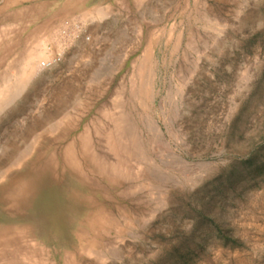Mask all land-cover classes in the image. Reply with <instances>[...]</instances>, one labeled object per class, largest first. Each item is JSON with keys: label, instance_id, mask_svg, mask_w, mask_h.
<instances>
[{"label": "rangeland", "instance_id": "obj_1", "mask_svg": "<svg viewBox=\"0 0 264 264\" xmlns=\"http://www.w3.org/2000/svg\"><path fill=\"white\" fill-rule=\"evenodd\" d=\"M3 1L0 78L12 85L35 41L44 56L0 124V264H264V0ZM113 104L136 137L127 154L102 124ZM82 134L117 173L82 168L86 190L30 232L32 210L6 193L47 158L65 183L62 151Z\"/></svg>", "mask_w": 264, "mask_h": 264}, {"label": "bare ground", "instance_id": "obj_2", "mask_svg": "<svg viewBox=\"0 0 264 264\" xmlns=\"http://www.w3.org/2000/svg\"><path fill=\"white\" fill-rule=\"evenodd\" d=\"M5 1V3H9V2H13V0H4ZM4 1H3V3H4ZM8 5V4H7ZM29 10V9H28ZM27 11V10H26ZM61 12V11H60ZM59 12V13H60ZM24 13V12H23ZM29 13V12H28ZM27 13V14H28ZM67 13V12H66ZM15 15V14H14ZM59 16V15H58ZM54 18V17H53ZM53 18H51L50 19V21L53 19ZM57 18V17H56ZM45 20V19H44ZM49 21V20H48ZM26 22V21H25ZM206 22H208V21H206ZM45 23H47V22H45ZM209 23V22H208ZM48 24V23H47ZM41 25H45V24H41ZM1 26V25H0ZM15 26V25H14ZM40 27H42V26H40ZM39 27V28H40ZM7 28V27H6ZM15 28H17V27H15ZM34 28V27H33ZM43 28V27H42ZM41 28V29H42ZM37 29V28H36ZM12 31V30H11ZM10 31V32H11ZM20 31V30H19ZM41 31V30H40ZM14 32V31H13ZM15 33V32H14ZM13 34V33H12ZM43 34H45L44 32H43ZM32 35V34H31ZM40 35V34H39ZM38 35V36H39ZM42 35V34H41ZM44 36H46V34L44 35ZM16 37V36H15ZM20 38V37H19ZM39 38V37H38ZM11 39V38H10ZM36 39V38H35ZM44 39V38H43ZM46 39V38H45ZM33 40V39H32ZM42 40V39H41ZM47 40V39H46ZM53 40H56V39H53ZM29 41V40H28ZM34 41V40H33ZM40 40L38 39L37 40V42H39ZM41 42V41H40ZM42 42H43V40H42ZM28 43H30V42H28ZM36 41L34 42V43H32V45L34 44L35 46L34 47H36L37 49H39V47L37 46L38 44L36 43ZM18 44V43H17ZM45 43H43V45H44ZM7 45L10 47V50L12 49V46H11V44L10 43H7ZM30 45V44H29ZM42 45V44H41ZM41 45H39L40 46V48L42 49V47H41ZM16 47V46H15ZM28 47V46H27ZM31 47V46H30ZM43 48H46V46L45 47H43ZM6 50L8 49V48H5ZM14 49V48H13ZM30 49V48H29ZM35 49V48H34ZM32 50V49H30L29 51L27 50L26 52H27V57H26V60H25V62H23V67H22V69H21V73L20 74H18V76L16 75H14L15 76V80L16 81H14V79H13V82L15 83L16 82V84H14L13 82H12V85L11 86H8L9 84V79L8 80H5V81H3L4 80V78H0V80H2V82H4L3 83V85H0V124L4 121V120H6V119H8L10 116H11V110H12V105L15 103V98L16 97H18V96H16L15 97V88H16V85H18V87L16 88V89H19V88H21L22 86H24L25 84H27L28 82H29V80H31L32 79V77H34V75H36L37 74V68L39 67V64L37 65L38 67H36V65H35V61H38L39 59L38 58H40L41 56H44V52L43 51H40V50ZM9 51V50H8ZM47 52V51H46ZM146 53H148V52H146ZM47 55V54H46ZM149 56V55H148ZM145 58V57H144ZM146 60L148 61L149 60V58H145V61L144 62H146ZM24 61V60H23ZM60 61H61V58H59V57H54V58H52L51 60H48L46 63H45V67L46 68H52L53 66H56V65H58L59 63H60ZM42 62V61H41ZM38 63H40V62H38ZM141 65V64H140ZM40 66H41V64H40ZM143 67H144V64H143V66L142 67H140L141 69V72H142V70H143ZM39 70V69H38ZM139 70V71H140ZM9 75V74H8ZM0 76H3V77H5L4 76V74H1ZM13 76V77H14ZM143 76V75H142ZM141 76V77H142ZM8 77V76H7ZM9 78H10V75H9ZM19 81V82H18ZM6 83L8 84V85H6ZM18 83V84H17ZM17 92V91H16ZM20 92V94H21V91H19ZM139 96H141V98H143L144 100H146V99H148L149 97H150V93H149V89H144V88H142V89H140L139 90ZM130 96H132V95H130ZM129 96V97H130ZM15 97V98H14ZM17 99V98H16ZM63 99V98H62ZM134 100V99H133ZM114 105V104H113ZM118 105V106H117ZM116 106L114 105L113 107H116V109L119 107V104H117ZM141 106V105H140ZM69 107V106H68ZM144 107V106H143ZM70 108V107H69ZM143 109V108H142ZM6 110V112H3V111H5ZM113 110H115V109H113ZM119 109H117V111H118ZM120 111V110H119ZM115 112L116 114H114V113H108L109 115H108V119H109V124L108 123H102V124H107V125H105L106 127H105V129H106V134H107V139L111 142H109V141H107V139H106V136H105V139H106V141L107 142H109L108 143V145L109 146H111V144H112V146H111V148H115V150H117L118 151V149L119 148H121L122 150H123V147L126 145V144H124L125 143V140L127 139V141L130 143V144H132V140L135 142L136 141V137H135V135H134V133L131 131V128H130V125H129V123H128V119H127V117H126V115L123 113V111L122 112ZM3 112V113H2ZM7 113H9V114H7ZM55 118H52L51 119V121H53L54 119H57V118H59V115H55L54 116ZM62 117V118H61ZM60 118H61V121H64L65 119H67L68 117H70V115L69 116H66V115H62ZM141 117H142V115H141ZM140 117V118H141ZM13 118V117H12ZM71 118H72V116H71ZM145 118V117H144ZM108 119H105V120H107L108 121ZM143 119V118H142ZM141 119V120H142ZM60 120V119H59ZM58 120V121H59ZM98 120V119H97ZM140 120V121H141ZM146 121H148V122H145V125H146V131H147V133L148 132H150L151 131V133H152V131L154 132L153 134H157V132L158 131H160V128L155 124V123H153V121H151V120H147V119H145ZM144 120V121H145ZM58 121H55V123L53 124L52 122V126H58L59 127V124H58ZM70 121H72V119L70 120ZM106 121V122H107ZM54 122V121H53ZM92 122H94V121H92ZM59 123H61V122H59ZM66 123V122H65ZM99 123V122H98ZM92 124V123H91ZM94 124V123H93ZM144 123H142L141 125H143ZM70 125V124H69ZM104 125H100V126H104ZM91 126V125H90ZM144 126V125H143ZM50 129H53L52 127H51V124H50ZM69 127V126H68ZM67 127V128H68ZM73 127V126H72ZM75 127V126H74ZM94 127V126H93ZM97 128H98V125L96 126ZM95 127V128H96ZM86 128H88V127H86ZM145 128V127H144ZM143 128V129H144ZM49 129V130H50ZM69 129H71V128H69ZM68 129V130H69ZM76 129V128H75ZM92 129V128H91ZM98 129H101L100 127L98 128ZM85 131H84V133L86 132V131H89V130H86V129H84ZM145 130V129H144ZM54 131V130H53ZM66 131V130H65ZM70 131V130H69ZM71 131H72V129H71ZM96 131V130H95ZM100 132L102 131V130H99ZM45 132V131H44ZM51 132V131H50ZM94 132V131H93ZM100 132H96L97 134H99ZM79 133V132H78ZM101 133H103V132H101ZM66 134V132L64 133V135ZM67 134H69L68 132H67ZM97 134H94L96 137L98 136ZM150 134V133H149ZM148 134V135H149ZM153 134H151L152 135V137H153ZM90 134L89 133H87L86 134V137L88 136L91 140H92V138L89 136ZM105 135V134H104ZM86 137L84 136V134H82L81 136H78V138H80V139H78V138H76V139H78V140H73V141H71V142H69V144H67V145H65L64 147V150L62 151L63 152V159H64V168H65V170L69 173L68 175H67V177H66V181H65V183H63L62 184V182H60V181H58L57 179H56V177H57V175L55 176V172H56V170H58V169H54V168H56V167H59V164H56V167H53L52 165H54L55 166V164H52V161L50 162V161H47L48 160V158L46 159V161L44 162V160H43V164H42V167L41 168H36V170H34V172L32 171L30 174H29V176L28 177H26V178H24V179H22V180H20V182H18L13 188H12V190L11 191H9L8 193H6V196H5V201H6V203H9L11 206H15L16 208H22L23 206H29V209H31L32 210V214L31 215H29L28 217H26V218H24V219H22L21 221H24V220H26V222H28V223H24V224H27V227L29 226V224L31 225V223L32 222H35V220H37V219H41V220H43V221H45V222H47L50 226H53V223H54V221H55V219H57V216L61 213V212H63V210L65 209V208H67L68 206H70L69 205V203H71V199L72 198H76V197H74V196H76V194H79V193H81V192H84L85 190H86V186H85V184H84V180H89V179H86L85 178V175H84V173H82V170L84 169V167H85V169H87V168H89L88 170H90V172H91V170L92 171H98V170H102L103 171V173H106V175H108V177L110 176V175H112V173H114V172H116V170L118 169L117 168V164H119V162L120 161H122V160H119V162L118 163H116L115 162V165L114 164H112V163H109V162H107V163H105V161H107V158H102V156H101V158H99V156L95 153V151H94V149H92L91 148V146H90V144H92V142L93 141H91V140H89V139H86ZM150 137V136H149ZM148 137V138H149ZM152 137H150V139H153ZM156 137V135L154 136V138ZM36 138V137H35ZM73 138V137H72ZM125 138V140H123ZM147 138V137H146ZM33 140H35V139H33ZM122 140H123V144H124V146H121V142H122ZM33 142V141H32ZM91 142V143H90ZM94 142H95V140H94ZM93 142V143H94ZM127 142V143H128ZM133 142V143H134ZM77 143H78V145H77ZM148 143V142H147ZM77 146H78V148H77ZM92 146H94V144H92ZM127 146H129V144H127ZM131 146H133V145H131ZM118 149H117V148ZM31 148V147H30ZM134 148V147H133ZM133 148H131L130 147V149H133ZM138 148V147H137ZM38 149V148H37ZM62 149V148H61ZM138 149H140V148H138ZM28 150H29V148H28ZM48 150H50V149H48ZM122 150H120V152L122 151ZM125 150H128L127 149V147H126V149H124L121 153L122 154H127L128 153V151H127V153H126V151ZM134 150H136L137 151V149H135L134 148ZM133 150V152H135ZM125 151V152H124ZM53 152V151H52ZM97 152V151H96ZM133 152H129L131 155H132V153ZM118 153V152H117ZM116 153V154H117ZM136 153H139L138 151L136 152ZM99 154V153H98ZM141 154V153H140ZM139 154V155H140ZM23 155V154H22ZM26 156H27V154H25ZM41 155H44V154H41ZM54 155V157H55V154H53ZM61 155V154H60ZM113 155V154H112ZM115 155V154H114ZM129 155V154H128ZM135 154H133V156H134ZM49 157H50V154L48 155ZM126 156V155H125ZM138 157V154L137 155H135L134 157ZM142 156V155H141ZM22 157L23 156H20V157H14V155L12 156V159H11V162H10V164H8V165H10V167H16L17 165L19 166V163L21 162L20 161V159H22ZM41 157H43V156H39V159L41 158ZM53 157V156H52ZM59 157H61V156H59ZM127 157V156H126ZM24 158V157H23ZM123 158V157H122ZM125 158V157H124ZM53 160V159H55L56 160V158H50L49 160ZM62 159V158H61ZM60 159V160H61ZM104 160L105 159V161L104 162H101V160ZM109 159V158H108ZM137 159H139V160H142L143 158H141L140 159V157H138ZM58 160V159H57ZM38 161V160H37ZM127 161V160H126ZM128 161H129V159H128ZM55 162H58V161H55ZM134 162H135V160H134ZM35 163H37L36 161L34 162V164ZM114 163V162H113ZM126 163V162H125ZM140 163H142V162H140ZM121 164V163H120ZM122 164H123V162H122ZM7 165V166H8ZM60 165H62V164H60ZM39 166V165H38ZM41 166V165H40ZM39 166V167H40ZM121 166V165H120ZM126 166H127V164H126ZM125 166V167H126ZM119 167V166H118ZM83 168V169H82ZM127 168V167H126ZM88 170H87V172H88ZM120 170V169H119ZM122 170V169H121ZM120 170V171H121ZM123 170H125V169H123ZM3 172H5V171H3ZM83 172H85V171H83ZM94 173V172H93ZM100 173V172H99ZM108 173V174H107ZM111 173V174H110ZM117 173V172H116ZM125 173V172H124ZM3 174L4 173H0V178L1 177H3ZM57 174V173H56ZM83 174V175H82ZM90 174V173H89ZM123 174V173H122ZM91 175H92V173H91ZM102 175V174H101ZM84 176V177H83ZM95 176V175H94ZM94 176L92 177V179H94ZM115 176H117L116 174H115ZM60 177V176H59ZM115 178V177H114ZM113 178V179H114ZM121 178H123V177H121ZM92 179H90L91 180V182H92ZM112 179V180H113ZM94 180H96V179H94ZM109 180H111V178L109 179ZM111 180V181H112ZM113 181H115V180H113ZM90 182V183H91ZM97 182H99V181H97ZM87 184H89L88 183V181H87ZM86 184V185H87ZM91 185V184H90ZM88 186V185H87ZM95 186V185H94ZM97 187H99V186H97ZM127 187V186H126ZM89 188V187H88ZM93 188V187H92ZM100 188V187H99ZM90 190H91V188H89ZM102 190V189H101ZM121 190H123V192L125 191L124 189H121ZM128 190V189H127ZM126 190V191H127ZM123 195V194H122ZM78 198V197H77ZM105 198V197H104ZM80 199V198H79ZM107 199V198H106ZM86 200V199H85ZM108 200V199H107ZM91 201V200H90ZM90 201H88V202H90ZM77 205V204H76ZM15 210V209H14ZM75 210H76V208H75ZM65 211V210H64ZM100 212H101V210H100ZM89 213H91V212H89ZM103 213V212H102ZM73 214V213H72ZM71 215V214H70ZM102 215V214H101ZM72 216V215H71ZM98 216V215H97ZM104 216V215H103ZM73 217V216H72ZM20 218V217H19ZM104 218H105V216H104ZM97 219V218H96ZM28 220V221H27ZM106 220H107V218H106ZM25 222V221H24ZM81 223V222H80ZM19 227H21L20 225H19ZM12 228V226L11 227H8V226H6V227H4L3 225H0V233L2 234V232H3V234H4V232H6V231H9V229H11ZM31 228V227H30ZM30 228L28 227L27 229H29V231L30 232H34L33 231V229L31 228V230H30ZM17 229V228H16ZM15 229V230H16ZM101 230H102V228H101ZM103 231V230H102ZM16 232V231H15ZM7 233V232H6ZM108 233V232H107ZM1 234H0V236H1ZM16 234V233H15ZM103 234H105V233H103ZM18 235V234H17ZM6 235H4V237H5ZM7 237L8 236H6V239H7ZM21 237V236H20ZM27 237V236H26ZM23 238V237H22ZM5 239V240H6ZM3 240H4V238L3 237H0V247H2L3 246V248H4V250L7 248V245L5 246V244H7V242L6 241H4V245H3ZM19 241V240H18ZM22 243V242H21ZM35 243V242H34ZM25 244V243H24ZM24 244H22V245H24ZM27 244V243H26ZM30 244V243H29ZM26 246V245H25ZM35 246V245H34ZM3 248H0V249H3ZM26 248V247H25ZM8 249V248H7ZM26 251V250H25ZM9 253H12V252H9ZM26 253H28V252H26ZM2 251L0 250V256H2ZM13 254V253H12ZM93 254V253H92ZM13 256V255H12ZM16 256V255H15ZM3 257H5L4 255H3ZM7 257V256H6ZM6 257L4 258V259H6ZM2 258V257H1ZM11 258V257H10ZM14 258V257H13ZM12 258V259H13ZM3 258L2 259H0V260H4ZM16 259V258H15ZM17 260V259H16ZM5 261V260H4ZM8 262V261H7ZM13 262H15V261H13ZM20 262V261H19Z\"/></svg>", "mask_w": 264, "mask_h": 264}]
</instances>
